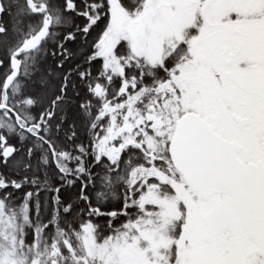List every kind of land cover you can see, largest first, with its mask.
<instances>
[{"label": "snow or ice", "instance_id": "obj_1", "mask_svg": "<svg viewBox=\"0 0 264 264\" xmlns=\"http://www.w3.org/2000/svg\"><path fill=\"white\" fill-rule=\"evenodd\" d=\"M0 264H264V0H0Z\"/></svg>", "mask_w": 264, "mask_h": 264}]
</instances>
